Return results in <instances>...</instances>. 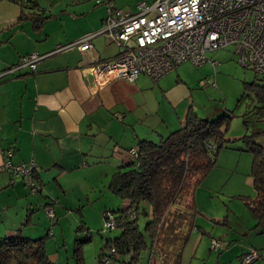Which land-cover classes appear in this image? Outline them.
I'll return each instance as SVG.
<instances>
[{"label":"crops","instance_id":"0c3cea01","mask_svg":"<svg viewBox=\"0 0 264 264\" xmlns=\"http://www.w3.org/2000/svg\"><path fill=\"white\" fill-rule=\"evenodd\" d=\"M35 2L38 6L33 9ZM114 2L133 13L140 3ZM26 3L29 7L24 10ZM23 12L49 18L37 28L33 19H20ZM106 12V6L95 0H1L0 73L26 55L48 54L58 45L100 30ZM93 44L84 52L72 48L51 55L34 73L25 68L0 78V167L12 149L10 161H34L42 184L41 191L32 194L22 177L14 179L0 169V242L18 235L44 237L48 222L42 210L58 203L72 179L96 169L110 176L141 140L157 143L185 126L189 112L197 114L192 105L196 85L188 82L189 62L158 81L141 74L135 82L117 79L95 88L90 68L114 59L121 50L116 53L104 35ZM208 58L204 65L216 76L219 63L210 54ZM210 81L201 80V86ZM128 204L125 200L119 206Z\"/></svg>","mask_w":264,"mask_h":264},{"label":"rangeland","instance_id":"374dc122","mask_svg":"<svg viewBox=\"0 0 264 264\" xmlns=\"http://www.w3.org/2000/svg\"><path fill=\"white\" fill-rule=\"evenodd\" d=\"M124 1L142 0H118L119 5H125ZM104 36L117 53L119 46L109 34ZM209 54L219 63L216 76L213 68L208 72L207 65L195 67L187 62L188 82L193 88L196 85L192 105L203 119L214 120L226 114L224 126H228L226 135L231 140L220 149L216 167L195 187V216L190 195L170 208L151 264H176L179 254L180 264H243V255L253 249L260 258L251 264H264V226L256 227L257 220L250 209L256 195L251 175L253 155L242 151L244 142L241 140L245 135L264 130V121L252 116L260 102L255 92L245 86L249 83L263 86L264 76L240 65L233 46ZM204 79L211 81L202 87L200 81ZM245 116L249 117L248 124L244 122ZM112 175H104L96 169L69 183L65 180L70 187L60 193L58 203L55 201L53 206L42 210V217L48 222L43 235L50 232L46 250L51 264H79L75 252L79 247L83 264H150L151 244L146 233L150 209L147 205L139 210L138 224L147 248L140 252L138 261L133 262L131 254H120L109 263L106 257L101 258L106 243L123 233L122 228L103 231V212H117L119 204L123 206V200L109 189ZM50 207L57 212L55 219L47 216ZM214 240L220 243L218 249L212 246Z\"/></svg>","mask_w":264,"mask_h":264},{"label":"built area","instance_id":"2783aa9c","mask_svg":"<svg viewBox=\"0 0 264 264\" xmlns=\"http://www.w3.org/2000/svg\"><path fill=\"white\" fill-rule=\"evenodd\" d=\"M95 3L107 9L100 30L58 45L48 54L26 55L0 73V78L25 68L35 72L41 60L68 49L90 50L94 47L93 40L106 34L121 52L114 59L90 68L95 88L117 79L135 82L141 74L158 81L184 62L202 66L209 62V53L229 46L234 47L240 65L264 76V0L142 1L135 13L116 7L114 0H95ZM211 63L216 65L215 61ZM208 148L214 150L215 146L209 144ZM128 154L134 160L138 157V148H132ZM12 155L13 150L9 149L1 171L14 179L22 177L32 193H36L35 162L14 164L10 161ZM47 216L55 218L51 207L47 209ZM115 227V219L110 215L105 219L104 232ZM212 246L218 249L220 243L214 240ZM111 255H116L115 249L111 250ZM258 258V254L251 251L244 257L243 264H251ZM106 262H110L108 258Z\"/></svg>","mask_w":264,"mask_h":264},{"label":"trees","instance_id":"16d2710c","mask_svg":"<svg viewBox=\"0 0 264 264\" xmlns=\"http://www.w3.org/2000/svg\"><path fill=\"white\" fill-rule=\"evenodd\" d=\"M22 5L24 10L29 7L27 3ZM36 6L38 5L35 2L31 8L34 9ZM27 18L33 19L37 28H40L49 17L23 12L20 19ZM245 86L247 90L255 92L260 102L256 106V110H253L252 116H257L258 121H264V85L249 83ZM226 116L225 114L210 120L199 118L194 112H189L185 126L170 133L159 142L141 140L136 146L138 157L134 160L128 154L132 148L127 151V162L121 164L113 173L109 189L123 201L128 200L129 204L126 207H120L117 212L110 210L103 212L104 222L110 215L113 216L116 222L115 228H122L123 233L120 237L106 243L101 258L106 257L109 261H113L120 254H131L132 261H138L140 252L147 248L145 235L138 224L139 210L143 205H147L150 209L149 221L146 225V233L151 244L150 264L154 260L156 243L170 208L190 195L191 208L195 216L197 211L194 197L195 187L216 167L220 149L231 140L226 135L228 126H224ZM249 117H244L245 124H248ZM263 137L264 130H258L241 138L244 142L242 151L250 152L253 155L251 175L256 195L250 203V209L257 220L256 227L264 226ZM209 144H213L215 149H209ZM34 178L37 184L36 193H39L42 184L38 180L36 169ZM50 206H53V203ZM192 223L193 230L194 221ZM190 235L184 242L189 239ZM49 237L50 232L37 239L22 235L5 238L0 242V264H51L46 250ZM112 249L116 250V255H111ZM251 251H255L260 258L257 250L253 249L243 255L242 263L244 257ZM75 252L79 264H83L80 247ZM180 259L181 254L178 255L176 264H180Z\"/></svg>","mask_w":264,"mask_h":264}]
</instances>
